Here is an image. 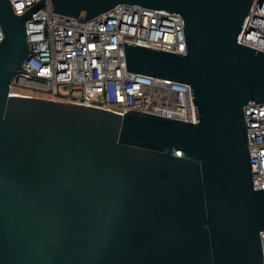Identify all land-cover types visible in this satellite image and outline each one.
<instances>
[{
  "label": "water",
  "instance_id": "water-1",
  "mask_svg": "<svg viewBox=\"0 0 264 264\" xmlns=\"http://www.w3.org/2000/svg\"><path fill=\"white\" fill-rule=\"evenodd\" d=\"M0 0V264H264L244 108L264 52L238 42L254 0H49L90 20L118 5L179 14L185 53L124 42L127 70L188 83L197 122L11 96L30 56Z\"/></svg>",
  "mask_w": 264,
  "mask_h": 264
},
{
  "label": "built area",
  "instance_id": "built-area-1",
  "mask_svg": "<svg viewBox=\"0 0 264 264\" xmlns=\"http://www.w3.org/2000/svg\"><path fill=\"white\" fill-rule=\"evenodd\" d=\"M22 15L39 0H10ZM30 56L9 85L11 96L42 97L197 122L188 83L127 70L124 42L185 53L179 14L118 5L90 20L59 15L51 2L25 22ZM4 38L0 24V43ZM238 42L264 52V0H254ZM255 189H264V102L244 108ZM264 263V231L261 232Z\"/></svg>",
  "mask_w": 264,
  "mask_h": 264
}]
</instances>
